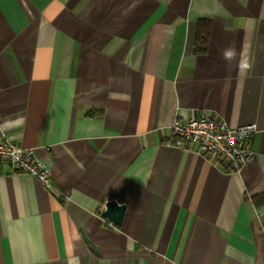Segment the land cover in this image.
<instances>
[{
	"label": "crops",
	"instance_id": "1",
	"mask_svg": "<svg viewBox=\"0 0 264 264\" xmlns=\"http://www.w3.org/2000/svg\"><path fill=\"white\" fill-rule=\"evenodd\" d=\"M201 111L248 166L173 145ZM0 136L50 184L0 166V264H264V0H0Z\"/></svg>",
	"mask_w": 264,
	"mask_h": 264
},
{
	"label": "built area",
	"instance_id": "2",
	"mask_svg": "<svg viewBox=\"0 0 264 264\" xmlns=\"http://www.w3.org/2000/svg\"><path fill=\"white\" fill-rule=\"evenodd\" d=\"M170 129L175 147L195 151L209 163L220 161L239 172L254 159L253 149L246 143L256 130L254 123L230 126L217 112L201 111L186 120L173 118ZM4 165L50 187L49 168L34 151L0 136V166Z\"/></svg>",
	"mask_w": 264,
	"mask_h": 264
},
{
	"label": "water",
	"instance_id": "3",
	"mask_svg": "<svg viewBox=\"0 0 264 264\" xmlns=\"http://www.w3.org/2000/svg\"><path fill=\"white\" fill-rule=\"evenodd\" d=\"M125 212V205L120 204L115 200H107L104 205L102 215L110 222L119 225L123 214Z\"/></svg>",
	"mask_w": 264,
	"mask_h": 264
},
{
	"label": "trees",
	"instance_id": "4",
	"mask_svg": "<svg viewBox=\"0 0 264 264\" xmlns=\"http://www.w3.org/2000/svg\"><path fill=\"white\" fill-rule=\"evenodd\" d=\"M209 22L207 20H199L197 22V27H196V37H195V46L196 50L201 49L202 44L204 43L205 40V33H203V36L200 37V32L201 30H204V26H206ZM203 32V31H202ZM197 44V45H196Z\"/></svg>",
	"mask_w": 264,
	"mask_h": 264
}]
</instances>
